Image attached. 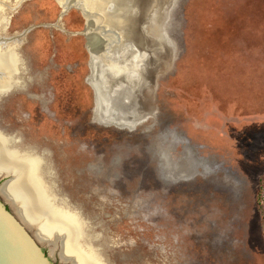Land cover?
I'll list each match as a JSON object with an SVG mask.
<instances>
[{
    "label": "rangeland",
    "instance_id": "374dc122",
    "mask_svg": "<svg viewBox=\"0 0 264 264\" xmlns=\"http://www.w3.org/2000/svg\"><path fill=\"white\" fill-rule=\"evenodd\" d=\"M65 1L14 13V86L24 67L31 83L0 104L8 147L38 163L46 196L105 264H264V0H126L125 43L147 53L149 86L107 114L88 79L87 17ZM161 15L169 43L154 38ZM139 56L104 62L129 80Z\"/></svg>",
    "mask_w": 264,
    "mask_h": 264
},
{
    "label": "water",
    "instance_id": "95a60500",
    "mask_svg": "<svg viewBox=\"0 0 264 264\" xmlns=\"http://www.w3.org/2000/svg\"><path fill=\"white\" fill-rule=\"evenodd\" d=\"M91 1L96 2L98 5L99 2H102L105 4L104 8L107 7L106 10H102L99 7L95 13H87V6L82 4L83 1L81 3L78 2L81 5L78 7L82 9L87 17L84 33L91 53V68L95 67L96 69L95 73L92 70L93 73L88 79L95 89L98 109L103 114H107V111L115 109V106L132 104L131 97L149 86L144 73L147 53L132 43H125V31L122 28L123 18L125 13H127L125 11V7L128 6L125 2L126 0H119V4L116 3V0ZM0 5L4 8H11L3 0H0ZM63 7L65 10L69 8V6ZM92 19L97 20V22L100 21V28L94 24L96 31L92 35L93 40L89 29ZM165 22L164 15H161V18L154 16L151 19L154 38L160 43L170 42L166 33ZM97 46L98 49L96 48ZM118 48H123L125 53L119 55ZM135 50L139 52L140 56L138 73L132 79L127 80L122 76L116 77L115 72L105 66L104 61L108 60L110 56L124 57ZM20 55H22L21 52ZM19 77L21 81L24 79L23 75L19 74ZM134 91L136 92L134 93ZM4 99H0V102L4 101ZM3 177L6 178L2 184L9 181L12 175L10 173L0 174V178ZM8 203L0 193V264H55L52 257L44 251L42 243L18 217L13 207L7 205Z\"/></svg>",
    "mask_w": 264,
    "mask_h": 264
},
{
    "label": "bare ground",
    "instance_id": "6f19581e",
    "mask_svg": "<svg viewBox=\"0 0 264 264\" xmlns=\"http://www.w3.org/2000/svg\"><path fill=\"white\" fill-rule=\"evenodd\" d=\"M82 1V4L87 6V13H95L99 7L102 10L107 8L106 6L104 8V3L99 2L98 5L91 0H77V5L81 6L79 3ZM59 2L65 7L68 6L65 0H59ZM74 2L73 0L72 4ZM6 14L5 8L0 5V30L5 24ZM94 24L99 27L100 21L91 20L89 28L91 38L94 31H96ZM17 41L0 42V99H4L6 94L12 89L10 87L15 85L13 78H15V81L17 80V50L20 47V43ZM98 46L96 47L97 49ZM120 50L124 51L123 48H118V52ZM145 92L143 91V93ZM135 97L137 95H133L131 98ZM11 148L8 147L6 138L3 132L0 131V174L10 173L14 176L12 180L6 181L0 186V192L16 206L23 221L34 225L36 234L42 239L50 241L53 246L57 247L58 243H60V256L64 261L71 264H105L97 253H92L85 247L82 224L77 220L76 216L66 208L56 206L52 200L47 198V184L50 182L47 181L48 183H45L42 177V169L38 163L30 156L18 152V149L14 150Z\"/></svg>",
    "mask_w": 264,
    "mask_h": 264
},
{
    "label": "flooded vegetation",
    "instance_id": "af4514ba",
    "mask_svg": "<svg viewBox=\"0 0 264 264\" xmlns=\"http://www.w3.org/2000/svg\"><path fill=\"white\" fill-rule=\"evenodd\" d=\"M3 1H5L7 4H9L10 5V7L11 8H5V10H6V12H7V14H6V20H5V24H3V26H2V29L0 30V42H6V43H8V42H13V41H17V42H19L20 43V45L21 44H23V42H24V36H23V34L21 33V34H19L20 32H16V31H14V29H12L13 27H12V20H13V17H14V13L16 12V8L20 5V3L21 2H23L24 0H3ZM12 30V31H11ZM21 58H22V64H23V67L25 66L24 65V62H25V60H24V58H23V56L21 55ZM21 73V72H20ZM18 74V73H17ZM21 75H23L24 76V79H22V81L20 80V84L18 85V86H14V85H12L10 88H12L11 90H10V92L7 94V96H5V99H4V101H2V102H0V104H2L3 102H6V101H8V99L12 96V95H14V94H16V92H19V91H27L28 90V88H29V85H30V83H31V77H30V75H29V73H28V70L26 69V67H24V72L23 73H21ZM23 78V77H22ZM21 79V78H20ZM15 82V78H13V83ZM17 87V88H16ZM9 88V89H10ZM8 89V90H9ZM148 93V96H150V93H151V90H149V89H147V92H146V94ZM148 104V103H147ZM1 128V127H0ZM2 129V128H1ZM3 131H4V129H2ZM5 132V131H4ZM6 134H8L7 132H5ZM8 136H10V137H12V140H13V142L14 143H16V144H18L17 142H16V140L14 139V136H12V135H10V134H8ZM28 150H31V151H33L35 154H38L35 150H33V149H28ZM40 157H42L43 158V160H44V162L46 163V165L48 166V170H49V177L52 179V181H53V188L56 190V193L59 195V193H58V189H57V186H56V183H55V180L53 179L54 178V176H53V173H52V171L50 170V166H49V164H48V162L46 161V158H44L42 155H40V154H38ZM9 174V173H8ZM12 175V174H11ZM5 178L6 177H3V178H0V186H1V184H2V182L5 180ZM14 178V176L12 175V178L10 179V180H12ZM9 180V181H10ZM3 185V184H2ZM1 193V192H0ZM2 194V193H1ZM60 196V195H59ZM3 197L9 202L7 205L10 207V206H12L13 207V209H14V211H15V213L18 215V217L23 221V219L21 218V216L19 215V213H18V209L16 208V206L12 203V201H10V199H8V197H5L4 195H3ZM62 199H64L65 200V202L68 204V205H71V206H73V207H75L76 209H78L79 211H80V215H81V218H82V220L87 224V225H89V227H91L92 228V225L93 224H91V221H90V219H87V217L82 213V211L78 208V207H76L75 205H73V204H71L66 198H64L63 196H60ZM48 198V197H47ZM49 199V198H48ZM24 222V221H23ZM25 223V222H24ZM28 227H29V229H31L32 231H33V234L37 237V239L42 243V246H43V249H44V251L47 253V254H49L48 253V251H46V249H45V247L44 246H48L49 248H50V251H52V252H54L55 253V256H57V259L56 260H54L53 259V257H52V259H53V262L55 263V264H71L70 262H67V261H64L63 259H62V257L60 256V251H59V247H60V243H58L59 245H57V247H55V246H53L52 245V243L50 242V241H48V240H45V239H42L41 237H39L37 234H36V227L34 226V225H30L29 223H25ZM93 229V228H92ZM41 238V239H40ZM100 240V239H99ZM100 247V246H99ZM102 249L103 248H101L100 247V251H101V253H103V251H102ZM104 254H106V252H104ZM50 255V254H49ZM106 258L109 260V257H108V255H106ZM110 262V261H109ZM110 264H113V263H111L110 262Z\"/></svg>",
    "mask_w": 264,
    "mask_h": 264
}]
</instances>
